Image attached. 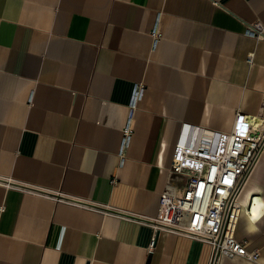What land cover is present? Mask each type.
<instances>
[{
  "label": "crops",
  "instance_id": "1",
  "mask_svg": "<svg viewBox=\"0 0 264 264\" xmlns=\"http://www.w3.org/2000/svg\"><path fill=\"white\" fill-rule=\"evenodd\" d=\"M256 22L264 0H0V264H210L151 224L185 181L183 126L264 117ZM242 188L236 236L261 257L220 264H264V152Z\"/></svg>",
  "mask_w": 264,
  "mask_h": 264
},
{
  "label": "built area",
  "instance_id": "2",
  "mask_svg": "<svg viewBox=\"0 0 264 264\" xmlns=\"http://www.w3.org/2000/svg\"><path fill=\"white\" fill-rule=\"evenodd\" d=\"M247 34L257 40L264 39V25L261 22L250 25ZM248 61L253 62L252 55ZM143 91V86H136L121 155L131 137L132 109L142 99ZM254 119L237 113L235 126L229 133L214 130L208 136L178 143L171 170L185 178L184 184L182 187L168 184L159 201V212L152 220L155 232L173 233L209 244L213 252L210 264H220L223 257H241L252 262L261 257L259 250H249L247 243L236 236L243 213L239 195L264 152V117L256 122ZM58 199L86 207L74 198L62 195Z\"/></svg>",
  "mask_w": 264,
  "mask_h": 264
},
{
  "label": "bare ground",
  "instance_id": "3",
  "mask_svg": "<svg viewBox=\"0 0 264 264\" xmlns=\"http://www.w3.org/2000/svg\"><path fill=\"white\" fill-rule=\"evenodd\" d=\"M257 121H258V118H257ZM211 133L212 132L206 131L204 129L203 130L202 129L196 130L194 127L183 126V128L181 129L180 134H179L178 139H177L176 142L177 143L181 142V144L187 143V141H190V140L194 139L195 137L198 138L201 135L208 136Z\"/></svg>",
  "mask_w": 264,
  "mask_h": 264
}]
</instances>
